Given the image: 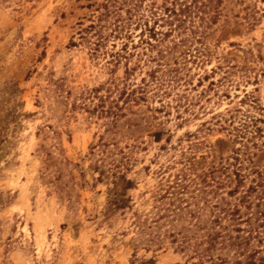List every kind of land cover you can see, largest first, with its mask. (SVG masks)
<instances>
[{
  "label": "rangeland",
  "instance_id": "obj_1",
  "mask_svg": "<svg viewBox=\"0 0 264 264\" xmlns=\"http://www.w3.org/2000/svg\"><path fill=\"white\" fill-rule=\"evenodd\" d=\"M165 1L0 0V264H200L136 218L264 185V0L182 28Z\"/></svg>",
  "mask_w": 264,
  "mask_h": 264
},
{
  "label": "trees",
  "instance_id": "obj_2",
  "mask_svg": "<svg viewBox=\"0 0 264 264\" xmlns=\"http://www.w3.org/2000/svg\"><path fill=\"white\" fill-rule=\"evenodd\" d=\"M222 2L165 1L162 19L168 25L176 22L178 28L195 17L202 26L213 25L221 16ZM151 15L155 17V13ZM145 27L150 38L157 35L153 28ZM169 33L171 30L161 35L166 37ZM238 183L227 193L235 196L233 201L206 199L205 195L210 193L209 182L202 188L191 189V185L174 182L160 189L154 198V212L135 220L140 233L146 236V250L162 249L167 240L178 252H188L190 259H197L200 264H264V191H258L264 186L263 181H257L242 192H239L242 182ZM201 199L203 202L199 204Z\"/></svg>",
  "mask_w": 264,
  "mask_h": 264
}]
</instances>
